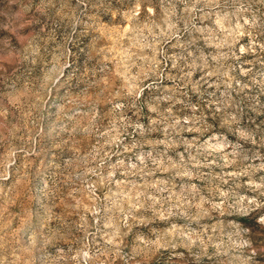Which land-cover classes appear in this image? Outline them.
Wrapping results in <instances>:
<instances>
[{
  "label": "rangeland",
  "instance_id": "rangeland-1",
  "mask_svg": "<svg viewBox=\"0 0 264 264\" xmlns=\"http://www.w3.org/2000/svg\"><path fill=\"white\" fill-rule=\"evenodd\" d=\"M0 264H264V0H0Z\"/></svg>",
  "mask_w": 264,
  "mask_h": 264
}]
</instances>
